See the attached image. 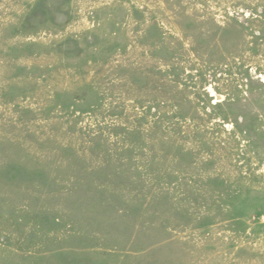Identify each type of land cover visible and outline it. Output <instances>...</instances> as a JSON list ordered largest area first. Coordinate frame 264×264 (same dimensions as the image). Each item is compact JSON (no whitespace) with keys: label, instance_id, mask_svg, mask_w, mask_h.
I'll use <instances>...</instances> for the list:
<instances>
[{"label":"rangeland","instance_id":"374dc122","mask_svg":"<svg viewBox=\"0 0 264 264\" xmlns=\"http://www.w3.org/2000/svg\"><path fill=\"white\" fill-rule=\"evenodd\" d=\"M0 264H264V0H0Z\"/></svg>","mask_w":264,"mask_h":264}]
</instances>
